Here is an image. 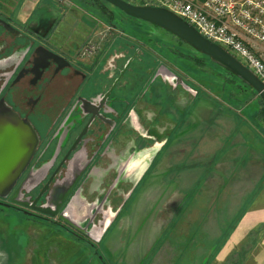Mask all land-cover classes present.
I'll return each instance as SVG.
<instances>
[{"label": "rangeland", "instance_id": "1", "mask_svg": "<svg viewBox=\"0 0 264 264\" xmlns=\"http://www.w3.org/2000/svg\"><path fill=\"white\" fill-rule=\"evenodd\" d=\"M110 8L113 20L83 0H0L4 16L53 20L52 40L77 46L79 61L90 66L82 71L92 102L118 77L109 95L118 122L108 148L99 150L110 126L104 123L54 183L75 181L64 208L45 213L47 220L22 213L39 214L28 203L52 208L48 194L34 198L48 164L22 178L14 194L25 202L16 203L20 210L0 206V264H264V119L256 95L211 58L195 65L184 54L204 55L165 29ZM79 78H54L27 115L43 140L38 150L60 128L55 115ZM97 144V159L86 169ZM75 172L83 177L72 190ZM9 197L0 200L12 203ZM95 197L98 205L113 204L108 214L93 211L90 222ZM59 218L81 224L69 225L88 232L91 244L65 242L49 223L64 222Z\"/></svg>", "mask_w": 264, "mask_h": 264}, {"label": "flooded vegetation", "instance_id": "2", "mask_svg": "<svg viewBox=\"0 0 264 264\" xmlns=\"http://www.w3.org/2000/svg\"><path fill=\"white\" fill-rule=\"evenodd\" d=\"M83 1L88 2L89 6L97 8L107 20L114 19L113 11L110 8L112 5L110 3L104 0ZM45 6L46 11H48L49 5L45 4ZM35 8L24 12V14H31V11ZM16 15L17 14L12 17L9 15L4 16L0 13V34L5 35L9 39L1 40L0 38V108H6L18 117L27 120V115L35 111L37 103L41 101L42 93L46 90V86L52 83L54 78L58 76H66L69 78L75 76L80 77L79 84L68 95V99L63 101L55 115V123L57 118L60 119L57 124L58 127L61 122L60 128H58L56 132L55 130L51 131L52 134L50 138L43 142L44 144L39 150L38 146L40 141L43 140L37 134L38 142L36 148L26 167L13 185L15 188L11 191L12 187L8 193L10 194L9 198H11L13 202L7 203L8 205L0 204V206H7L20 210L16 203L20 202L23 204L25 202H22V200L20 201L17 198L18 195L14 194L16 193L17 187L21 183L22 178H24L26 174H29V172H34L36 170L34 165L42 166L48 164L47 171L49 172H46V179L37 190L34 198L37 199V202H40L41 199L48 194L52 208L49 206L42 207L27 202L29 207L41 208L45 212L40 211L38 212L39 214H34L30 212L25 213V210H22V213H25L26 215L47 220L48 217L45 213L57 212L58 208L59 210L61 207V209H63L67 201L69 202L70 198H68V195L70 192L67 196L66 194L75 182L73 181V183L67 186L55 185L54 183L58 180L57 178L60 176L61 169H65L67 161L72 158L78 150L86 148L85 145L88 142V139L89 141L94 140L95 137H91L95 133L94 128L102 129L105 127L104 123H109L111 127L109 126L107 134L101 136L99 141V145H102L101 147L98 144L96 149L90 146L92 150L87 161L86 169L88 166L95 163L98 155V147H100L99 150L101 148H108L109 140H111L114 128L118 122L115 121L116 115H113L117 114L118 111L116 112V110L111 108V105L109 104V95L111 94L118 77L113 80L108 90H106L98 102H92V97L90 96L92 88L90 87V84L87 83L89 74L82 71L83 67L86 68L87 71H90V66L86 67L79 61L77 46L71 44L70 46L62 47L58 42L52 40L51 28L53 20L49 22L33 20L24 23L23 20L17 19ZM23 24L26 25L23 26ZM112 25L114 26L115 24L112 23ZM118 75H121V71ZM105 105L107 111L103 108ZM54 110L56 109L50 108L48 111L50 113ZM83 118L86 119L85 123L78 126V124L82 123ZM70 119H73V121H70ZM52 140H54V143ZM73 176H75L73 179H76L77 181L72 187V190L77 187V183L80 182L83 173L79 176V173L75 172ZM117 176L118 174L116 177ZM116 177L114 179H116ZM101 190L98 191L96 195L97 198L100 195ZM13 196L14 198H12ZM96 197L90 205L87 213V217L91 219L89 220L90 222L94 220L95 217L93 216L90 218L93 211H96L95 215L99 212H101V214L103 212L108 214V206L113 204L110 200L108 201V206L98 205V199ZM71 201L72 204L76 205L75 201L73 202V199ZM0 202L6 203L1 200ZM75 205H72L71 207L73 208ZM62 216H64V214H62ZM65 217L68 219L67 216ZM63 219L64 218H61L60 220L64 222L53 221L49 223L53 228H58L61 232L63 231L67 233L70 238L80 243L85 242L91 244L86 240L88 239V232L77 231L69 225L71 224L74 227L77 226L82 229L81 224L73 218L72 220L74 222L71 221L73 223L68 222L69 220L66 221ZM90 222H88L85 227H88Z\"/></svg>", "mask_w": 264, "mask_h": 264}, {"label": "water", "instance_id": "3", "mask_svg": "<svg viewBox=\"0 0 264 264\" xmlns=\"http://www.w3.org/2000/svg\"><path fill=\"white\" fill-rule=\"evenodd\" d=\"M128 17L159 26L252 87L264 103V83L250 69L219 44L203 37L190 23L167 8L133 4L126 0H104ZM38 142L32 125L6 108H0V197L6 196L26 167ZM18 189V188H17ZM8 205L7 203H2ZM45 212L43 209H38ZM28 213L27 211H24ZM51 215L54 212L50 213Z\"/></svg>", "mask_w": 264, "mask_h": 264}, {"label": "built area", "instance_id": "4", "mask_svg": "<svg viewBox=\"0 0 264 264\" xmlns=\"http://www.w3.org/2000/svg\"><path fill=\"white\" fill-rule=\"evenodd\" d=\"M154 1L238 57L264 83V0Z\"/></svg>", "mask_w": 264, "mask_h": 264}, {"label": "trees", "instance_id": "5", "mask_svg": "<svg viewBox=\"0 0 264 264\" xmlns=\"http://www.w3.org/2000/svg\"><path fill=\"white\" fill-rule=\"evenodd\" d=\"M126 1H129V0H126ZM143 4V3H142ZM129 18H131V17H129ZM181 43L183 42V43H185L184 41H182L181 39H179V38H177ZM187 46H189V47H191L190 45H188L187 43H185ZM191 48H193V47H191ZM193 49H195V48H193ZM196 50V49H195ZM198 51V50H197ZM181 52V51H180ZM199 52V51H198ZM182 53V52H181ZM201 53V52H200ZM201 54H203L204 56H198V55H195V54H184V56H186V58H188V59H190L195 65H198V66H201V65H204L205 64V59H207V58H210L209 56H207L206 54H204V53H201ZM222 69H224V68H222ZM227 71V70H226ZM227 73L228 74H230V75H233V76H236V75H234L233 73H231V72H229V71H227ZM242 87V89H249V90H251L255 95H256V97H257V103H258V108H257V113H259L261 116H262V118L264 119V103L262 102V100L260 99V97L258 96V94L255 92V90L252 88V87H250V86H248V85H246L242 80H240V83H239V88H241Z\"/></svg>", "mask_w": 264, "mask_h": 264}, {"label": "crops", "instance_id": "6", "mask_svg": "<svg viewBox=\"0 0 264 264\" xmlns=\"http://www.w3.org/2000/svg\"><path fill=\"white\" fill-rule=\"evenodd\" d=\"M62 236H63V238H64V241H65V239H67L66 237H68L70 240H72V241H74V242H76V243H80V242H78V241H76V240H74V239H72V238H70L68 235H67V233H65V232H63L62 233ZM66 242V241H65ZM62 244L64 245V243L62 242ZM61 244V245H62ZM37 249V248H36ZM80 258V257H79ZM78 260H80V259H78Z\"/></svg>", "mask_w": 264, "mask_h": 264}, {"label": "clouds", "instance_id": "7", "mask_svg": "<svg viewBox=\"0 0 264 264\" xmlns=\"http://www.w3.org/2000/svg\"><path fill=\"white\" fill-rule=\"evenodd\" d=\"M0 255H3L2 253H0Z\"/></svg>", "mask_w": 264, "mask_h": 264}]
</instances>
